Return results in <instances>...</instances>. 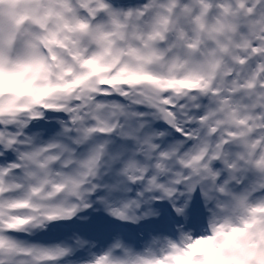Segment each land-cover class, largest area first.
Returning a JSON list of instances; mask_svg holds the SVG:
<instances>
[{"label": "rangeland", "instance_id": "374dc122", "mask_svg": "<svg viewBox=\"0 0 264 264\" xmlns=\"http://www.w3.org/2000/svg\"><path fill=\"white\" fill-rule=\"evenodd\" d=\"M113 1L0 0V264H264V0Z\"/></svg>", "mask_w": 264, "mask_h": 264}, {"label": "water", "instance_id": "95a60500", "mask_svg": "<svg viewBox=\"0 0 264 264\" xmlns=\"http://www.w3.org/2000/svg\"><path fill=\"white\" fill-rule=\"evenodd\" d=\"M142 91H143V90H141V94H142ZM146 92H147V94H148L150 97H152V99H150V101H151L153 104H155L157 107H160V106H161V103L158 102L159 94H158V93H152L150 90H147ZM28 226H29L31 229L35 228L34 222L29 223Z\"/></svg>", "mask_w": 264, "mask_h": 264}, {"label": "bare ground", "instance_id": "6f19581e", "mask_svg": "<svg viewBox=\"0 0 264 264\" xmlns=\"http://www.w3.org/2000/svg\"><path fill=\"white\" fill-rule=\"evenodd\" d=\"M92 18V17H91ZM7 22V21H6ZM92 24H93V19H92ZM91 24V25H92ZM43 42V41H42ZM5 47V46H4ZM4 47H3V50H4ZM5 133V132H4ZM4 133H3V135H4ZM63 133H61L60 135H62ZM62 139V138H61ZM61 139H60V137H57V138H54L53 139V143L51 144V146H50V148H57L58 147V145H60V143H61ZM3 152V151H2ZM68 229L70 230V228L68 227ZM176 235V234H175Z\"/></svg>", "mask_w": 264, "mask_h": 264}, {"label": "flooded vegetation", "instance_id": "af4514ba", "mask_svg": "<svg viewBox=\"0 0 264 264\" xmlns=\"http://www.w3.org/2000/svg\"><path fill=\"white\" fill-rule=\"evenodd\" d=\"M139 99H140V101L143 102L144 104H146V105H148V106H150V107H153V105H152L151 103H149V102H151V101L148 99L146 92H144L143 95H140V96H139Z\"/></svg>", "mask_w": 264, "mask_h": 264}]
</instances>
